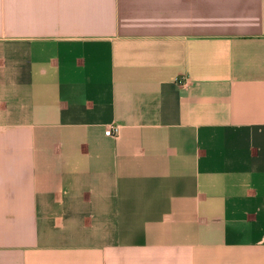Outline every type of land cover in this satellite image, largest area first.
Listing matches in <instances>:
<instances>
[{"label":"crops","instance_id":"obj_1","mask_svg":"<svg viewBox=\"0 0 264 264\" xmlns=\"http://www.w3.org/2000/svg\"><path fill=\"white\" fill-rule=\"evenodd\" d=\"M0 264H264V0H0Z\"/></svg>","mask_w":264,"mask_h":264},{"label":"built area","instance_id":"obj_2","mask_svg":"<svg viewBox=\"0 0 264 264\" xmlns=\"http://www.w3.org/2000/svg\"><path fill=\"white\" fill-rule=\"evenodd\" d=\"M117 131V129L115 128V127H112V128H110V132L112 133H115Z\"/></svg>","mask_w":264,"mask_h":264}]
</instances>
